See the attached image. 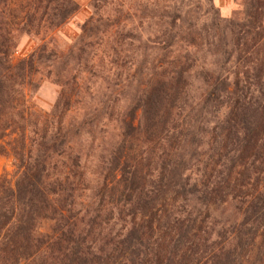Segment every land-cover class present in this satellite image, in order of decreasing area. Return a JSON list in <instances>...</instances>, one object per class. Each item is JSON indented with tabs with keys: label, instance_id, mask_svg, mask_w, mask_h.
I'll return each instance as SVG.
<instances>
[{
	"label": "trees",
	"instance_id": "obj_1",
	"mask_svg": "<svg viewBox=\"0 0 264 264\" xmlns=\"http://www.w3.org/2000/svg\"><path fill=\"white\" fill-rule=\"evenodd\" d=\"M199 1L210 17L196 3L149 19L145 37L112 35L105 90L136 42L138 93L119 115L105 91L65 124L76 93L67 69L104 71L84 42L92 22L58 58L44 40L75 0H0V155L16 173L13 184L0 178V264H264V0H245L243 18L228 21ZM22 35L41 44L14 63ZM40 69L60 87L44 117L25 95ZM103 120L118 135L97 146L88 174L75 142Z\"/></svg>",
	"mask_w": 264,
	"mask_h": 264
},
{
	"label": "rangeland",
	"instance_id": "obj_2",
	"mask_svg": "<svg viewBox=\"0 0 264 264\" xmlns=\"http://www.w3.org/2000/svg\"><path fill=\"white\" fill-rule=\"evenodd\" d=\"M214 9L217 11L219 17L228 21L229 19H241L244 16L245 0H211ZM78 5V11L61 27L51 32L44 40L48 48H52L57 54L58 58H62L71 49L75 42L82 34V27L87 26L92 22L94 37H84L86 44H94V59L93 66L100 62L103 65V73H98V69L89 72L85 66L81 68L70 66L68 71L69 76H72L76 81L75 99L72 100L70 111L67 114L65 124L78 123L82 120L85 114L88 113L89 108H95L97 99L105 94L107 66V51L110 46H114L110 37L114 34L131 32L143 34L152 33L154 20L150 22L149 19L170 14L173 9L178 10L184 14L186 11H191L198 3L199 10L196 14L202 18H208L206 14L207 8L203 2L199 0H75ZM189 5V7H187ZM97 6V7H94ZM156 19V18H155ZM149 26H152L149 28ZM84 33V31H83ZM91 40V41H90ZM41 43L35 39L22 35L18 39V45L13 56V62L16 63L21 59L28 57L33 53ZM139 46L136 42L123 48L128 62L125 71H123L122 78L114 87H110L107 92L112 94V97L117 100L116 112L121 115L126 108H128L131 99L138 93L139 87L137 85L136 77L131 78L136 64H139L143 59L141 51L137 53L134 50ZM134 50V51H133ZM148 54V53H147ZM152 57L149 55L145 58L148 62ZM210 60V59H209ZM89 65H91L89 63ZM88 65V68L90 67ZM107 66V68L105 67ZM61 65L57 68L61 69ZM49 69H40L31 79V84L25 87L26 99L32 112L38 116L44 117L57 101L60 87L55 83V72H49ZM57 70V69H56ZM113 73L112 71L110 74ZM66 74V72H65ZM111 79V75L109 76ZM77 96V97H76ZM95 130V129H94ZM118 129L115 123L106 122L96 124V130L91 135H84L75 142L81 145L83 149L82 163H85L86 172L89 174L96 157L99 155L97 146H106L109 142L116 139ZM11 139H7L6 142ZM92 149L89 150V147ZM15 161L11 155H0V178H4L13 184L15 180Z\"/></svg>",
	"mask_w": 264,
	"mask_h": 264
}]
</instances>
